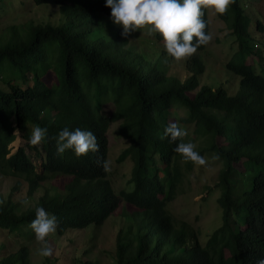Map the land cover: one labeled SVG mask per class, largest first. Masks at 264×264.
Masks as SVG:
<instances>
[{"label": "trees", "instance_id": "trees-1", "mask_svg": "<svg viewBox=\"0 0 264 264\" xmlns=\"http://www.w3.org/2000/svg\"><path fill=\"white\" fill-rule=\"evenodd\" d=\"M18 1L0 0V24ZM253 1L257 19L249 13L250 0H234L219 14L236 45L225 65L239 80L233 95L222 83L200 87L205 66L198 58L180 76L171 74L175 59L164 46L154 61L132 50L133 34H121L106 0H33L37 7L56 6L60 19L31 24L22 34L13 30L0 41V176L24 182L31 198L59 176L71 181L63 190L47 189L26 211L11 197H0V264H32L30 247L12 251L10 239H35L30 223L37 207L57 217L55 233L63 237L102 228L123 204L133 212L118 235L115 264H257L264 258V0ZM202 11L211 33L209 8ZM148 36L164 43L158 32ZM107 105L113 107L110 115ZM172 122L186 135L170 143L160 137ZM114 123L129 143L117 163H132L128 184L118 190L109 172ZM36 126L48 133L32 145ZM65 127L92 131L98 150L80 157L72 150L58 154L55 137ZM18 136L26 145L13 153ZM199 139L195 150L205 165L174 151L180 142L195 145ZM213 164L219 167L214 189L220 192L222 225L202 245L187 224L176 227L169 207L192 172L197 176L200 166ZM21 187L17 183L14 193ZM44 264L55 262L46 258Z\"/></svg>", "mask_w": 264, "mask_h": 264}, {"label": "rangeland", "instance_id": "rangeland-1", "mask_svg": "<svg viewBox=\"0 0 264 264\" xmlns=\"http://www.w3.org/2000/svg\"><path fill=\"white\" fill-rule=\"evenodd\" d=\"M259 7L263 13L264 6L260 4ZM257 12L254 1L250 0L249 13L253 19H257ZM59 19V9L54 5L37 7L33 0H19L17 3H13L10 10L2 15L0 41H7L13 30L22 34L31 24H57ZM209 22L212 39L206 51L171 62L170 72L184 76L186 72H191L192 59L198 58L205 66V73L199 78L200 87L212 86L216 88L222 83L226 90L230 88L231 94L235 95L239 90V80L226 72L225 65L229 56L234 54L236 45L229 35L226 24L220 20L219 13H216L212 8H209ZM150 33L151 31H147L144 27L133 32L131 49L146 56L149 61H154L160 56L164 43L151 42L150 39L152 38L148 36ZM104 110L106 114L110 115L113 112V107L107 105ZM119 127L120 123H114L108 134L110 180L116 190L122 189L128 184L132 170L131 161H127L123 165L117 163L120 154L129 146L127 141L120 138ZM188 134L194 138L192 131H188ZM202 141L199 139L195 148L203 143ZM25 145L26 142L18 136L16 142L11 146L12 152L15 153L18 148ZM199 170L197 176H195L196 172L191 173L190 183L185 184L177 200L169 209L174 217L176 227L179 228L183 224H187L188 228L197 232L201 244L205 245L209 237L222 225V214L217 204L220 192L214 189L219 167L213 164L206 167L200 166ZM37 171L40 172V170ZM193 176L195 177L193 178ZM198 178L200 179L197 180ZM70 181L69 178L59 176L52 182L44 184L31 198L27 197L28 187L24 182L16 178L0 176V197L5 200L11 197L13 201L21 203L20 209L22 211H26L36 206L47 189L58 188L63 190ZM17 183H22V187L19 192L14 193L13 190ZM132 212L133 210L129 206L123 204L102 228L90 227L83 231H69L63 237H58L56 233L50 234L47 238L53 248V254L50 257L40 255L39 249L42 245L35 239L28 242L24 237L16 238L13 236L10 239L11 249L18 251L26 245L29 246L32 264H44L46 258L55 264H83L85 262L115 264L117 238L121 229L126 231Z\"/></svg>", "mask_w": 264, "mask_h": 264}, {"label": "clouds", "instance_id": "clouds-1", "mask_svg": "<svg viewBox=\"0 0 264 264\" xmlns=\"http://www.w3.org/2000/svg\"><path fill=\"white\" fill-rule=\"evenodd\" d=\"M233 2L234 0H106V6L111 9L112 21L122 27L123 36L127 37L149 25L151 32H158L162 36L166 53L175 60H180L192 56L200 46L207 45L212 39L211 33L205 31L202 9L212 8L216 13L223 14ZM47 133L46 127H34L31 130L30 143L40 144ZM185 135V131L172 122L165 127L160 138H168L171 143ZM55 141L58 154L72 150L80 157L98 150L94 133L80 128L69 130L65 127L59 131ZM174 151L194 164L206 163L191 142L178 143ZM103 167L107 169V162H103ZM58 225L57 217L44 207L35 209V219L31 221L30 227L35 234V240L42 245L39 249L41 256H52L53 248L47 238L57 231ZM257 264H264V258H260Z\"/></svg>", "mask_w": 264, "mask_h": 264}]
</instances>
